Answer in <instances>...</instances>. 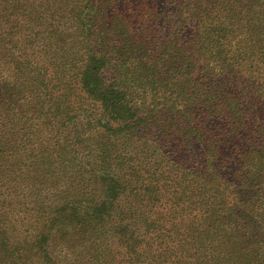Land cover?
<instances>
[{"label":"trees","instance_id":"16d2710c","mask_svg":"<svg viewBox=\"0 0 264 264\" xmlns=\"http://www.w3.org/2000/svg\"><path fill=\"white\" fill-rule=\"evenodd\" d=\"M83 220L92 264H264V0H0V264Z\"/></svg>","mask_w":264,"mask_h":264},{"label":"rangeland","instance_id":"374dc122","mask_svg":"<svg viewBox=\"0 0 264 264\" xmlns=\"http://www.w3.org/2000/svg\"><path fill=\"white\" fill-rule=\"evenodd\" d=\"M198 25L199 23H195L193 21L187 23L185 26V31L183 32L184 36L187 37L190 31H192ZM166 75L168 76L167 77V87H169L168 89L171 90L172 88H174V86H176V75L170 72H168ZM223 76L224 77L228 76L226 71H223ZM92 110H93V107H92ZM89 111L90 109L87 112ZM82 120H85V119L82 118ZM82 122L83 121H80V123ZM92 134H93V129H92ZM197 150H198L199 155H201L202 150L200 148H198ZM93 210H94L93 203H92V206L89 205L86 201H80V203L78 204V211L84 214L87 218L89 217V215L92 213ZM83 223L85 225H83ZM83 223L80 224V227H82V229L79 228L78 233H77V235H79V237L82 238V241H81L82 246L80 247L79 250H76L75 255L73 254L74 257L72 256L74 259V264H92V249L91 248L89 249V241L87 239L92 234V231H96V229L93 228L92 222H91V225H89V223L83 220ZM65 232L66 231L56 232L57 237L60 239V241H62V244L60 245L61 251H68L66 250L64 246L66 245V242L69 239L68 235H66Z\"/></svg>","mask_w":264,"mask_h":264}]
</instances>
